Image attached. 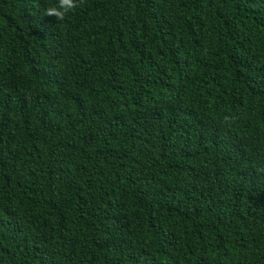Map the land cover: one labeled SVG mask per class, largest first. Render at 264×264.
<instances>
[{
	"label": "trees",
	"instance_id": "16d2710c",
	"mask_svg": "<svg viewBox=\"0 0 264 264\" xmlns=\"http://www.w3.org/2000/svg\"><path fill=\"white\" fill-rule=\"evenodd\" d=\"M0 0V264H264V0Z\"/></svg>",
	"mask_w": 264,
	"mask_h": 264
},
{
	"label": "clouds",
	"instance_id": "9594fccd",
	"mask_svg": "<svg viewBox=\"0 0 264 264\" xmlns=\"http://www.w3.org/2000/svg\"><path fill=\"white\" fill-rule=\"evenodd\" d=\"M82 4L83 0H57L56 4L45 9L44 16L54 17L57 21H62L70 12Z\"/></svg>",
	"mask_w": 264,
	"mask_h": 264
}]
</instances>
